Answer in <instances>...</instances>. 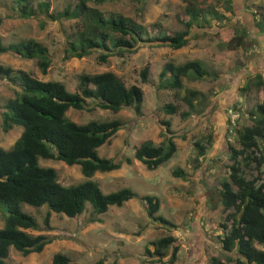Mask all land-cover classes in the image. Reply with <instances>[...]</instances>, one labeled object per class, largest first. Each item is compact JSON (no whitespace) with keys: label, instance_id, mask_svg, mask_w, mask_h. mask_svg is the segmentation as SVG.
Segmentation results:
<instances>
[{"label":"rangeland","instance_id":"374dc122","mask_svg":"<svg viewBox=\"0 0 264 264\" xmlns=\"http://www.w3.org/2000/svg\"><path fill=\"white\" fill-rule=\"evenodd\" d=\"M31 1L34 3L37 0ZM74 1L48 0V10L61 9ZM86 3L105 16L120 13L132 19L142 26L141 35L150 40L141 42L134 50L124 51L121 55H107L104 62L95 60L96 51L80 57L66 56L64 46L80 23L79 18L45 20L43 26L38 27L35 18L3 17L12 0H0L2 41L6 43L32 37L42 42L50 53V63L45 73L37 69L34 59L20 58L11 53H0V63L28 70L42 80H59L70 91L76 90L80 73L103 70L114 72L126 85H138L142 92L138 114L130 107H121L115 112L99 108L94 106L91 98L85 99L86 108L68 107L65 110V115L77 123L89 119H120L121 126L96 150L99 156L116 160L128 156L130 162L120 159V165L122 162L126 164L118 171H95L89 177L81 174L78 164H66L60 159L41 156L37 162L39 165L53 167L62 184H73L90 178L98 183L104 193L127 185L138 192L154 194L158 198L156 213L177 227L152 221L135 197L120 205H108L104 212L98 214L100 221H87L90 209L88 204L82 212L72 217L50 210L49 229L26 230L50 235L51 241L34 258H30V253L21 254L10 247L5 257L6 264H50L54 252L50 246L65 251L71 261L78 264H93L98 258L102 259L101 264H187L186 255L181 257L179 254L172 263H168L167 253L151 257L149 250H152L151 242L160 235L170 233L177 238L183 237V229L187 233L195 231L194 222L202 225L209 236L204 247L206 256L223 257L217 239L223 232L221 223L228 210L218 201L217 188L221 180L228 179L232 162L227 143L235 147L238 145L234 134L235 125L250 124L251 118L247 111L264 96V91L253 83V75L257 72L264 79V33L254 25V19H260L264 10V0H232V11H225L228 5L226 0H202L201 4H210L216 11L225 12L226 16L209 18L208 22L200 26L193 24L189 32L192 36L185 45L177 48L156 44L155 39L151 38L162 32L182 28L181 19L186 17L183 0H103L98 3L86 0ZM233 33H242V42L229 48L226 40ZM193 57L199 58L206 69L215 74L198 79L181 77L183 87L178 90L156 87L157 73L165 60L180 62ZM145 65L148 66V72L146 80L141 81L139 70ZM3 81L0 80V107L14 93ZM245 83H248V88L242 87ZM187 87L199 89L204 93L205 101L211 102L204 112L191 113L182 118L179 111L188 106L181 95ZM165 102L174 103L176 111L165 113L161 109ZM228 108L238 112L234 124L227 120ZM165 119L169 121L176 146L174 153L153 169L146 168L137 159V163L133 162L132 153L140 141L150 139L158 143L163 138V125L160 121ZM20 130L21 126L16 124L7 131L0 128V146L9 147ZM208 133L211 134L209 146L204 156L198 158L199 166L195 168L192 164L195 151L192 141L195 138L204 139ZM238 160L244 174L248 177L257 176V181L264 183V161L257 166L253 160L243 161L240 157ZM173 167L183 169L187 177L172 175ZM21 208L33 214L39 223L46 210L45 205L34 208L25 203L21 204ZM184 239L180 238V241ZM190 246L195 245L191 242ZM255 246L264 250V244L255 243ZM208 257L194 263L208 264Z\"/></svg>","mask_w":264,"mask_h":264},{"label":"trees","instance_id":"16d2710c","mask_svg":"<svg viewBox=\"0 0 264 264\" xmlns=\"http://www.w3.org/2000/svg\"><path fill=\"white\" fill-rule=\"evenodd\" d=\"M95 3L103 0H91ZM186 17L181 19L182 28L172 32H162L155 39L156 44L172 48L187 43L191 26H200L209 18H224L225 12L216 11L210 4H201L202 0H183ZM225 11H232V0H226ZM48 0H12V4L3 17L35 18L38 27L45 20L79 18L80 23L68 38L64 51L66 56L80 57L96 51L95 60L104 62L107 55H121L124 51L134 50L138 44L150 40L141 35L142 26L132 19L120 14L103 15L95 7L87 5L86 0H75L61 9L48 10ZM5 8V7H4ZM0 17V23L2 18ZM258 31L264 33V10L260 19H254ZM229 48L241 44L242 33H233L226 40ZM11 53L20 58H32L37 69L45 73L50 63L47 47L32 37L18 38L3 42L0 36V53ZM148 66L139 70L141 81L146 80ZM207 70L199 58H186L180 62L165 60L157 73V88L180 89L181 77L198 79L214 75ZM254 85L264 91V79L260 72L254 75ZM0 80L14 90L0 107V128L7 131L12 125H20L18 136L7 148L0 146V264H6L5 257L10 247L21 254L40 251L51 241L52 237L42 232L32 233L28 230H45L50 228L49 211L61 212L72 217L90 206L87 221H100L98 214L104 212L108 205H120L124 200L135 197L143 205L147 216L152 221L167 224L172 228L177 225L163 215L156 213L158 198L154 194H139L129 186H121L108 192H102L98 183L85 178L73 184H62L51 166L39 165L37 158L60 159L66 164H78L83 176L89 177L95 171H107L116 168L120 159L129 163L124 156L118 160L102 157L96 148L107 141L121 126L118 118L89 119L77 123L65 115L68 107L86 108V98L93 100L94 106L106 108L112 112L121 107H130L136 114L140 113L142 92L138 85H126L123 80L110 70L94 73H80L76 90H68L59 80H42L33 76L28 70L14 68L0 63ZM242 87L248 88V83ZM241 87V88H242ZM181 99L187 109L179 111L185 118L191 113H202L208 107L205 95L197 88H184ZM165 113H173L176 106L172 102L161 105ZM251 123L234 127L237 146L227 143L232 160L228 179L220 181L217 199L228 211L221 223L222 233L218 235L220 254L210 255L208 264H264V250L255 243L264 244V183L258 177H248L239 167L240 157L243 161L253 160L258 166L264 161V96L251 110L247 111ZM163 138L158 143L150 139L140 141L134 148L132 157L139 160L148 169H153L166 161L174 153L176 146L168 120H161ZM227 131V128H226ZM228 132V131H227ZM211 134L204 139L192 141L195 149L192 158L193 167L199 166V157L204 156L209 146ZM171 174L186 178L180 167H173ZM233 184V185H232ZM25 203L34 208L45 205L46 210L41 223L28 211L21 208ZM179 237L164 234L151 243L150 256L168 254V263L176 256ZM171 248V249H170ZM147 250V249H146ZM233 251L234 254H229ZM159 258V257H158ZM98 258L93 264H101ZM50 264H78L71 261L62 251H55L50 257Z\"/></svg>","mask_w":264,"mask_h":264},{"label":"crops","instance_id":"0c3cea01","mask_svg":"<svg viewBox=\"0 0 264 264\" xmlns=\"http://www.w3.org/2000/svg\"><path fill=\"white\" fill-rule=\"evenodd\" d=\"M131 160H133V162H136L137 163V160H135V158L133 157ZM126 163L122 162V164L116 168H113V169H110L109 171H118V169L122 166H125ZM123 186H127V185H123ZM132 189V188H131ZM133 191L139 193V194H144V193H141V192H138L134 189H132ZM134 199L133 197L131 198H128L126 200H124L122 203L124 202H128L130 200ZM194 225H195V228L194 230L195 231H192L191 233H187L185 229H183V237H185V239L180 241L179 240V248L176 250V256L180 254L181 257H183V255H186V261L185 263L187 264H195L194 262H201V260H205L206 257V254H205V244L208 243L209 241V236L206 235V231L204 228H202L198 223L194 222ZM197 225V227H196ZM183 237H179V238H183ZM50 242V241H49ZM191 242L194 243L195 246H190ZM48 243V242H47ZM46 243V244H47ZM45 244V245H46ZM51 249L55 252V251H60L58 249H56L55 247H52L50 246ZM10 250V249H9ZM38 252H29L31 255H30V258H34L38 255ZM64 253H66L65 251H62ZM67 254V253H66Z\"/></svg>","mask_w":264,"mask_h":264},{"label":"built area","instance_id":"2783aa9c","mask_svg":"<svg viewBox=\"0 0 264 264\" xmlns=\"http://www.w3.org/2000/svg\"><path fill=\"white\" fill-rule=\"evenodd\" d=\"M226 116H227V120L231 123L234 124V120L236 119V117L238 116V112H236L235 110L228 108L226 110ZM230 131V130H229Z\"/></svg>","mask_w":264,"mask_h":264}]
</instances>
